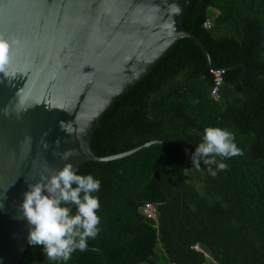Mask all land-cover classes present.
Masks as SVG:
<instances>
[{
	"label": "trees",
	"instance_id": "16d2710c",
	"mask_svg": "<svg viewBox=\"0 0 264 264\" xmlns=\"http://www.w3.org/2000/svg\"><path fill=\"white\" fill-rule=\"evenodd\" d=\"M181 25L209 64L193 40L178 38L101 113L88 144L102 156L180 138L187 159L177 142H155L79 163L78 174L100 181V231L87 246L104 257L86 248L66 264H264V0H189ZM210 68L222 69L215 95ZM208 126L231 131L244 153L224 159L215 177L191 160ZM182 166L179 177L167 169ZM42 249L27 241L16 264H65Z\"/></svg>",
	"mask_w": 264,
	"mask_h": 264
},
{
	"label": "water",
	"instance_id": "95a60500",
	"mask_svg": "<svg viewBox=\"0 0 264 264\" xmlns=\"http://www.w3.org/2000/svg\"><path fill=\"white\" fill-rule=\"evenodd\" d=\"M188 2L0 0V37L10 44L0 72V264H16L28 241L31 226L19 205L28 183L46 170L119 158L155 142H177L185 163L180 138H152L102 156L88 141L101 113L178 38L193 40L209 64L205 47L181 25ZM68 149L78 155L65 161ZM167 169L179 177L183 166L177 174Z\"/></svg>",
	"mask_w": 264,
	"mask_h": 264
},
{
	"label": "clouds",
	"instance_id": "9594fccd",
	"mask_svg": "<svg viewBox=\"0 0 264 264\" xmlns=\"http://www.w3.org/2000/svg\"><path fill=\"white\" fill-rule=\"evenodd\" d=\"M9 49V41L0 37V72L9 62ZM56 143L59 145V140ZM74 155L78 153L68 149L61 154V159L68 161ZM243 155L231 131L208 126L203 130L202 141L191 153V160L197 168L202 161L215 177L217 171L227 169L224 159ZM217 157L221 159L217 160ZM46 171L47 174H41L34 183H28L19 210L31 226L28 244L42 245L48 260L66 264L74 252L85 251L88 240L99 234L101 220L97 213L100 202L93 194L100 190V181L92 175L78 174V169L70 162Z\"/></svg>",
	"mask_w": 264,
	"mask_h": 264
},
{
	"label": "built area",
	"instance_id": "2783aa9c",
	"mask_svg": "<svg viewBox=\"0 0 264 264\" xmlns=\"http://www.w3.org/2000/svg\"><path fill=\"white\" fill-rule=\"evenodd\" d=\"M202 25L205 26V27L208 26L209 25V20L205 19L202 22ZM209 71L212 74V81H213V85L211 86L209 92H210L211 95H215L216 91H217V88H218V85H219V83L221 81L222 69L221 68H210ZM143 210H144L145 214L152 215V207H151L150 204L144 203Z\"/></svg>",
	"mask_w": 264,
	"mask_h": 264
},
{
	"label": "rangeland",
	"instance_id": "374dc122",
	"mask_svg": "<svg viewBox=\"0 0 264 264\" xmlns=\"http://www.w3.org/2000/svg\"><path fill=\"white\" fill-rule=\"evenodd\" d=\"M196 246V245H195Z\"/></svg>",
	"mask_w": 264,
	"mask_h": 264
}]
</instances>
